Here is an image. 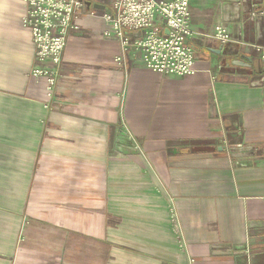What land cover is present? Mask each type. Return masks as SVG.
I'll use <instances>...</instances> for the list:
<instances>
[{
  "label": "crops",
  "instance_id": "0c3cea01",
  "mask_svg": "<svg viewBox=\"0 0 264 264\" xmlns=\"http://www.w3.org/2000/svg\"><path fill=\"white\" fill-rule=\"evenodd\" d=\"M251 1L191 0L198 73L178 78L132 50L116 64L100 18L112 0H84L49 95L20 0H0V264H238L213 249L245 242L264 264V230L249 228L264 223Z\"/></svg>",
  "mask_w": 264,
  "mask_h": 264
},
{
  "label": "built area",
  "instance_id": "2783aa9c",
  "mask_svg": "<svg viewBox=\"0 0 264 264\" xmlns=\"http://www.w3.org/2000/svg\"><path fill=\"white\" fill-rule=\"evenodd\" d=\"M102 2L105 0H101ZM234 4H247L250 0H232ZM259 1V0H257ZM84 0H20L21 26L30 35L34 50V67L30 74L42 78L51 94L59 73L62 53L67 44L69 30L83 8ZM191 0H112L111 12L100 18L105 24L103 38L117 44L114 62L122 64L126 53L133 51L141 56L145 68L160 75L178 78L198 73L193 44L195 34L190 23ZM257 2L251 1V15L262 20L264 11H258ZM90 16H94L93 13ZM159 20L161 26L154 28ZM77 29V28H75ZM214 38L222 45L230 42L222 26L215 28ZM260 61L264 62V47H255ZM251 87L264 86V76L250 83ZM46 108L50 105H46ZM227 147L226 140H216ZM257 149L251 156L257 154ZM264 153V147L262 149ZM249 228L264 230L263 222H250ZM219 255H230L238 264H253L248 242L227 247H214ZM188 264H197L192 258Z\"/></svg>",
  "mask_w": 264,
  "mask_h": 264
},
{
  "label": "water",
  "instance_id": "95a60500",
  "mask_svg": "<svg viewBox=\"0 0 264 264\" xmlns=\"http://www.w3.org/2000/svg\"><path fill=\"white\" fill-rule=\"evenodd\" d=\"M93 8H94V9H97V10H102V9H103V7L100 6V5H95V6H93Z\"/></svg>",
  "mask_w": 264,
  "mask_h": 264
},
{
  "label": "rangeland",
  "instance_id": "374dc122",
  "mask_svg": "<svg viewBox=\"0 0 264 264\" xmlns=\"http://www.w3.org/2000/svg\"><path fill=\"white\" fill-rule=\"evenodd\" d=\"M106 12H111V7L109 8L108 6L105 7Z\"/></svg>",
  "mask_w": 264,
  "mask_h": 264
}]
</instances>
